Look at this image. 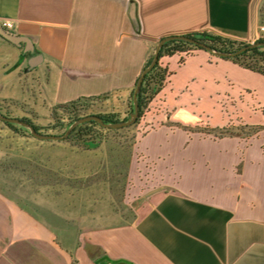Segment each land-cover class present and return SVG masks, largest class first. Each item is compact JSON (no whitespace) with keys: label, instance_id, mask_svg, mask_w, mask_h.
I'll return each mask as SVG.
<instances>
[{"label":"crops","instance_id":"0c3cea01","mask_svg":"<svg viewBox=\"0 0 264 264\" xmlns=\"http://www.w3.org/2000/svg\"><path fill=\"white\" fill-rule=\"evenodd\" d=\"M263 3L0 0L10 33L34 46L0 36V105L22 119L28 106L50 114L109 95L126 113L162 38L207 32L257 42ZM160 63L171 76L138 125L146 133L128 164L130 176L150 179L145 191L172 189L108 220L81 184L39 174L1 182L0 264H264V76L203 50Z\"/></svg>","mask_w":264,"mask_h":264},{"label":"rangeland","instance_id":"374dc122","mask_svg":"<svg viewBox=\"0 0 264 264\" xmlns=\"http://www.w3.org/2000/svg\"><path fill=\"white\" fill-rule=\"evenodd\" d=\"M0 107L2 114H9L13 118L18 116V112L10 106L2 104ZM118 107L109 99L92 101L82 114L96 116L118 113L124 116V111ZM25 108L24 117L41 127L43 132H47L45 135H63L57 134L60 131L52 128L58 120L54 121L51 113H36L29 106ZM63 115L65 114L60 110L57 118ZM138 125L124 134L109 135V139L96 149L82 150L66 142L20 136L0 121V183H17L24 178L33 180L40 178L39 174L43 183L57 179L75 187L81 184L80 186L89 189L90 197L94 198H91V210L100 211L108 220L116 213L125 215L128 213L127 207H132L135 200L148 192L145 191V184L150 180L148 177L146 179L139 176V181L138 178L130 176L129 157L131 154L135 155L136 141L146 133ZM133 136L135 143L132 142ZM119 142L123 145L120 146ZM132 143L134 146H131ZM81 195L82 193H77L76 198Z\"/></svg>","mask_w":264,"mask_h":264},{"label":"trees","instance_id":"16d2710c","mask_svg":"<svg viewBox=\"0 0 264 264\" xmlns=\"http://www.w3.org/2000/svg\"><path fill=\"white\" fill-rule=\"evenodd\" d=\"M260 22L261 25L264 26V3L260 8ZM186 36L194 38L213 49L223 52H235L243 47L250 45L248 43L239 42L231 38H226L220 35L207 33V32L192 33ZM257 42L264 43V37L260 38ZM200 50L202 49L183 41H171L165 44L164 47L162 48L160 53V60L164 57H171L178 53L189 55V53L192 51H200ZM153 54L154 51L150 53V56L146 61L144 69L148 67L152 62ZM224 59L230 60L244 69L264 75V46L249 49L248 51L234 58H224ZM160 60L158 64L154 67V69L146 76L142 84L140 93L138 95L140 116L135 124L127 128L110 129V128H104L99 123L91 121L78 126L65 141H61V142H66L78 149L91 150L98 148L104 141H107L109 139L108 138L109 135L118 136L124 134V132L131 131L135 127V125L139 124L144 114L148 110L150 103L164 89L168 81V78L171 76V73L168 70V68L163 67L160 63ZM139 79L140 76L138 77L135 83L131 99H133V93L135 91ZM108 99H109V95H104L100 97L80 98L76 101L67 104L57 105L56 107L53 108L51 114L53 120L56 121L57 119L58 122L54 124L52 128L54 130L60 131L57 134H64L74 122H76L79 119L88 117L87 115H83L82 112L86 110V107H89L90 102L108 100ZM60 110H62L65 115H63V117L61 116L57 118L58 112ZM0 112L3 113L1 107H0ZM132 112H133V103H130L128 110L124 116L118 113L97 114L96 116L101 117L106 123H119V122L127 121ZM6 116L11 117L9 116V114H7ZM89 116H94V115L91 114ZM22 120L31 124L36 129L37 132L41 134H47V132H43L41 127L35 125L29 119L22 118ZM3 123L20 136L34 138L30 134L29 130L21 126L9 124L5 122ZM260 129L262 128L251 127L249 128L248 134H250L251 132H256ZM192 130L200 131L198 129H192ZM202 132L215 135L217 137H223L231 134V131L228 129H204L202 130ZM134 141H135V136H133L132 142L135 143ZM133 143L131 146H134ZM118 144L120 146L123 145V143L120 142ZM131 149L132 148H130V150Z\"/></svg>","mask_w":264,"mask_h":264},{"label":"water","instance_id":"95a60500","mask_svg":"<svg viewBox=\"0 0 264 264\" xmlns=\"http://www.w3.org/2000/svg\"><path fill=\"white\" fill-rule=\"evenodd\" d=\"M0 36L2 38H4L5 40H7V41H9L15 45L20 46L22 42H26L29 45L30 49L34 48V46L32 45V43H30L29 40L22 39L21 37L10 33V31H8V30L0 29ZM171 41H183V42L192 44L194 46L199 47L202 50H205V51L211 53L212 55H214L216 57H220L223 59L224 58H234V57L239 56L242 53L248 51L249 49L264 46L263 42L262 43L261 42H254V43H251L249 46L243 47L240 50L235 51V52H223V51L213 49V48L207 46L206 44H204V43H202V42H200L194 38L188 37L186 35H177V36L165 37V38H162L158 42V44L154 50L152 62L150 63V65L148 67H146L142 71V73L140 75V79H139L137 86L135 88V91L133 93V112L130 114V117L127 121H123V122H119V123H106L99 116H95V115L94 116H88V117L79 119L76 122H74L63 135L41 134V133L37 132L36 129L31 124L27 123L26 121H23L22 119H19V118L8 117V116L2 114L1 112H0V121L23 127L25 129L29 130L30 134L36 139L43 140V141H58V142L65 141L78 126L85 124L87 122H91V121L97 122L102 127L110 128V129H122V128L130 127L137 122V120L139 119V116H140V107H139V102H138V95L140 93L142 84H143L146 76L158 64V62L160 60V53H161V50L164 47V45L167 44L168 42H171ZM231 135L236 136V137L241 136L240 133H231ZM171 189L172 188L169 186H160V187L154 188L152 190H149L148 192H146L144 195H142L141 197H139L137 200H135L132 203V208L138 209L141 206H143L144 204L148 203L155 196L162 194V193H165V192H168Z\"/></svg>","mask_w":264,"mask_h":264},{"label":"built area","instance_id":"2783aa9c","mask_svg":"<svg viewBox=\"0 0 264 264\" xmlns=\"http://www.w3.org/2000/svg\"><path fill=\"white\" fill-rule=\"evenodd\" d=\"M13 26L14 24L11 20L0 18V29H5L9 31L13 28ZM262 31H264V27H262Z\"/></svg>","mask_w":264,"mask_h":264}]
</instances>
